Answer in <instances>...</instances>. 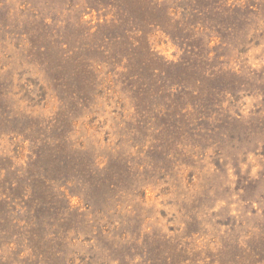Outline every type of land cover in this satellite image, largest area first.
<instances>
[{
	"label": "rangeland",
	"instance_id": "374dc122",
	"mask_svg": "<svg viewBox=\"0 0 264 264\" xmlns=\"http://www.w3.org/2000/svg\"><path fill=\"white\" fill-rule=\"evenodd\" d=\"M0 264H264V0H0Z\"/></svg>",
	"mask_w": 264,
	"mask_h": 264
}]
</instances>
